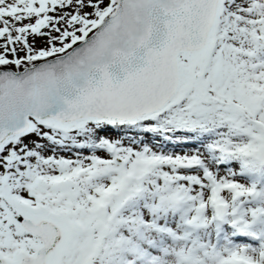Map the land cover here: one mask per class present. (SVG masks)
Here are the masks:
<instances>
[{
	"label": "snow or ice",
	"instance_id": "1",
	"mask_svg": "<svg viewBox=\"0 0 264 264\" xmlns=\"http://www.w3.org/2000/svg\"><path fill=\"white\" fill-rule=\"evenodd\" d=\"M0 264H264V0H0Z\"/></svg>",
	"mask_w": 264,
	"mask_h": 264
}]
</instances>
